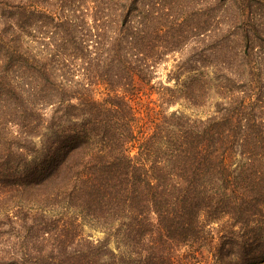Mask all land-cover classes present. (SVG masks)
Returning a JSON list of instances; mask_svg holds the SVG:
<instances>
[{"label":"trees","instance_id":"trees-1","mask_svg":"<svg viewBox=\"0 0 264 264\" xmlns=\"http://www.w3.org/2000/svg\"><path fill=\"white\" fill-rule=\"evenodd\" d=\"M0 264H264V0H0Z\"/></svg>","mask_w":264,"mask_h":264},{"label":"rangeland","instance_id":"rangeland-1","mask_svg":"<svg viewBox=\"0 0 264 264\" xmlns=\"http://www.w3.org/2000/svg\"><path fill=\"white\" fill-rule=\"evenodd\" d=\"M172 62H173L172 57L170 55L167 58L166 62H164V64H165V66L170 67ZM165 72H166L165 69L159 67L158 72L156 74L157 77L155 80H161L163 82H166ZM168 83L171 84V82H168ZM169 109H178V110L183 111V112L190 114L192 116H205L209 112L208 107L192 108V107H189L187 104H185L183 100H179L177 102L172 103V105L169 106ZM84 234H88L92 238H101L103 236V232L100 229L89 227V226L84 227Z\"/></svg>","mask_w":264,"mask_h":264}]
</instances>
